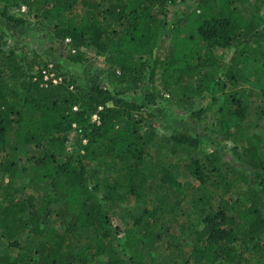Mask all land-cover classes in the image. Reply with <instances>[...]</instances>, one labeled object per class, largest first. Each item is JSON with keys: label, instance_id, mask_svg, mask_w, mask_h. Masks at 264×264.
Segmentation results:
<instances>
[{"label": "trees", "instance_id": "16d2710c", "mask_svg": "<svg viewBox=\"0 0 264 264\" xmlns=\"http://www.w3.org/2000/svg\"><path fill=\"white\" fill-rule=\"evenodd\" d=\"M196 1L166 37L178 0H0L25 6L28 19L2 15L71 62L96 51L114 81L142 88L139 101L71 74L45 80L44 58L6 50L0 29V245L17 251L0 249V264H264V0ZM156 103L190 117L162 146L199 182L182 198L152 150Z\"/></svg>", "mask_w": 264, "mask_h": 264}, {"label": "rangeland", "instance_id": "374dc122", "mask_svg": "<svg viewBox=\"0 0 264 264\" xmlns=\"http://www.w3.org/2000/svg\"><path fill=\"white\" fill-rule=\"evenodd\" d=\"M196 4V0H178L175 6H170V14L168 19L169 25L163 32L164 36L169 37L172 31V24L176 21V18L189 14L195 8ZM5 10L10 14H15L16 16L24 15L23 17L27 19L29 18V16L27 15V12L19 9L18 6L5 7L4 3L0 4V29H5V31L8 32V41L5 47L6 50L9 51L10 49L16 48L18 53H33L34 55L39 54L48 64V69H46L47 73L49 70H53L54 68H56L55 71H52L56 76L60 77L71 74L76 77L77 82H79V84L83 87H91L93 84H102L107 88H111L114 92H119V90L123 89L126 90L127 88V90L129 91H126L122 96L128 98H136L139 101L142 100V88H137L136 85L133 88H130L129 86H127V83L125 81L124 83L119 79L118 81H114L113 78L108 75V73L102 71L106 68L104 55H98L96 54V51H92L89 52V61L87 62V64L83 65L80 63H73L64 54V47H62L60 43L51 41L50 37L42 35L43 33L33 36L30 33L31 31L29 29L25 30V28L23 29L22 27H18L17 25L8 22L7 19L2 15V12ZM37 28L38 25H36V28L35 26H32L30 29L35 30ZM68 50L69 46L66 47L65 53H67ZM228 54L229 49H225L220 52V55H222L223 57L228 56ZM55 64H59L61 68L58 69ZM65 71L67 72V74L65 73ZM253 80L255 81L252 84L247 83L246 88L257 91L259 89V86L256 85L257 78ZM10 84H12V82H10ZM258 100V103L264 104V101H260V99ZM110 105L112 106L113 104ZM172 109H175V106H172ZM150 110L160 115L162 117V122L164 123L163 125L159 126L157 130L158 133L154 138L155 146L152 147V150L154 152L156 151V149L161 151V153H159V158L161 160H167L168 162L173 164L176 175L178 176L179 180L184 183L182 193L177 194V196L182 198L183 194L186 195L189 192L188 190L190 188L193 189L199 184V182H197V180L185 166L184 161L179 160L178 157L171 154L168 148L165 149L162 146H165L164 139L167 135L172 133L174 128H177L178 126L183 128V125H190V117L188 116V114H185L183 112V109L181 108H178L176 112H171L170 110H165V107L159 103L154 104L152 108H150ZM254 115L255 113L250 112L249 120L254 119ZM96 116L97 115L94 116V119L98 118H95ZM183 118H185L186 121H183ZM182 122L183 124H181ZM73 136L74 134L72 133L68 142V148L70 149L74 144ZM207 140L202 141L201 148L203 150H210V148L212 147V143ZM156 144H160V146L158 147ZM183 155L185 156L186 154ZM226 165L229 167L228 163H226ZM228 171L231 172L230 169ZM28 192L37 196V202L42 201L41 190L37 188H29ZM183 208L189 210V203L187 201H183ZM49 222L60 232L64 231V227L63 225H61L55 213H53L49 217ZM26 238L27 236L22 239V242H24ZM121 243H124V240H121ZM0 249L5 255L11 258H14V255L17 252L16 250H13L9 246H7L6 242L0 245Z\"/></svg>", "mask_w": 264, "mask_h": 264}, {"label": "built area", "instance_id": "2783aa9c", "mask_svg": "<svg viewBox=\"0 0 264 264\" xmlns=\"http://www.w3.org/2000/svg\"><path fill=\"white\" fill-rule=\"evenodd\" d=\"M25 9H26V7L23 6V7H22V10H23V11H26ZM44 74H45V80H48V79L54 78V82L57 83L58 80L60 79V78H59L58 76H56L55 73L52 72V71H51V73H50L49 71H48V73H47V70H45V71H44ZM95 118H97V116H96Z\"/></svg>", "mask_w": 264, "mask_h": 264}]
</instances>
